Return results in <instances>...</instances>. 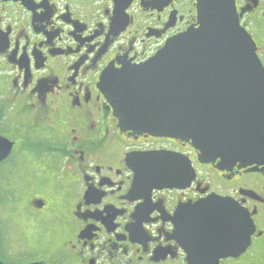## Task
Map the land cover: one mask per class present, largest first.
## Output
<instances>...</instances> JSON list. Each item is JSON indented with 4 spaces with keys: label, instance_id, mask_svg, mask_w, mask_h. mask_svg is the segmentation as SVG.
<instances>
[{
    "label": "flooded vegetation",
    "instance_id": "af4514ba",
    "mask_svg": "<svg viewBox=\"0 0 264 264\" xmlns=\"http://www.w3.org/2000/svg\"><path fill=\"white\" fill-rule=\"evenodd\" d=\"M114 1L0 0V264H211L212 243L191 240L199 226L179 225L208 198L230 204V223L209 226L221 237L241 211L252 227L217 264H264V158L218 167L187 143L122 131L98 89L107 68L195 27L197 0H132L125 14ZM233 1L264 74V0ZM153 152L180 156L182 187L140 185Z\"/></svg>",
    "mask_w": 264,
    "mask_h": 264
},
{
    "label": "water",
    "instance_id": "95a60500",
    "mask_svg": "<svg viewBox=\"0 0 264 264\" xmlns=\"http://www.w3.org/2000/svg\"><path fill=\"white\" fill-rule=\"evenodd\" d=\"M131 1L115 0L117 13ZM196 9L197 28L168 40L143 64L105 70L98 89L122 131L189 143L204 164L251 165L264 158V74L254 45L238 25L233 0H197ZM183 166L178 155L147 153L136 174L148 189L182 187ZM193 208L196 221L181 214L179 225L183 234L199 226L201 235L191 240L204 250L212 243L211 264L245 250L252 227L243 211L236 234L223 238L230 204L208 198ZM212 222L222 228L209 229Z\"/></svg>",
    "mask_w": 264,
    "mask_h": 264
}]
</instances>
